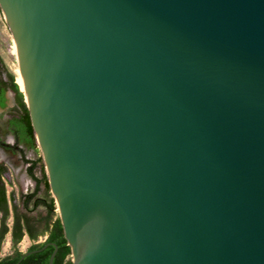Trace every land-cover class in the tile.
Returning a JSON list of instances; mask_svg holds the SVG:
<instances>
[{"label": "water", "instance_id": "obj_1", "mask_svg": "<svg viewBox=\"0 0 264 264\" xmlns=\"http://www.w3.org/2000/svg\"><path fill=\"white\" fill-rule=\"evenodd\" d=\"M0 8L73 264H264V0Z\"/></svg>", "mask_w": 264, "mask_h": 264}, {"label": "trees", "instance_id": "obj_2", "mask_svg": "<svg viewBox=\"0 0 264 264\" xmlns=\"http://www.w3.org/2000/svg\"><path fill=\"white\" fill-rule=\"evenodd\" d=\"M9 90L15 94L21 109L20 113L13 114L11 120V127L16 139L36 147L38 143L24 92L21 91L15 74L8 70L0 56V107L6 105V93ZM26 162L31 163L28 167V173L36 184L32 190L20 195L21 208L15 194L8 195L5 185L0 187V253L5 237L9 232L12 241V252L5 256L0 255V264H49L51 253L55 247L49 244L44 249L24 257L25 252L20 250L18 245L25 235L33 240L28 251L40 249L47 243L54 242L58 246L54 264H73L72 249L66 238L60 215L56 212L57 204L51 192L43 156L41 155L38 160L26 159ZM38 164H41V176H37L35 172ZM6 170L7 167L2 166L0 175ZM11 212L13 223L10 227L8 219ZM43 236H46L45 240L39 241L40 237Z\"/></svg>", "mask_w": 264, "mask_h": 264}, {"label": "rangeland", "instance_id": "obj_3", "mask_svg": "<svg viewBox=\"0 0 264 264\" xmlns=\"http://www.w3.org/2000/svg\"><path fill=\"white\" fill-rule=\"evenodd\" d=\"M0 56L2 57L5 65L8 70L15 74L16 81L20 85L22 82V70L19 64V59L17 55V50L14 42V37L12 31L6 21L5 15L0 9ZM7 95V106L4 109H0V136L6 142L13 143L14 139L9 132L6 130V122L12 113H17L20 111V108L17 104L15 94L9 90L6 93ZM5 129V130H4ZM20 147L22 150L13 151L12 149L7 148L6 146L0 145V162L5 164L7 167L6 173H4L1 181L5 184L8 195L12 193L15 194L16 200L20 205V195L32 190L35 187V181L28 173V167L31 163L26 162V159L38 160L42 155V151L37 144L36 147H33L28 142H22ZM46 168V166H45ZM37 176H41V164H38L35 169ZM56 212L59 214L58 207ZM37 214V212H35ZM1 218V213H0ZM13 223V215L8 219V225L11 227ZM45 236L40 237L39 241H44ZM33 244V240L29 238L28 235H25L22 241L19 243L18 248L23 252L28 251L29 247ZM12 252V241L11 233L9 232L2 244L1 255L9 254ZM72 260L74 259L71 255Z\"/></svg>", "mask_w": 264, "mask_h": 264}, {"label": "flooded vegetation", "instance_id": "obj_4", "mask_svg": "<svg viewBox=\"0 0 264 264\" xmlns=\"http://www.w3.org/2000/svg\"><path fill=\"white\" fill-rule=\"evenodd\" d=\"M6 98H7V95H6ZM18 104V103H17ZM7 106V100H6V105L4 106V107H0V109H4L5 107ZM19 106V105H18ZM20 108V107H19ZM21 112V109H20V111L19 112H17V113H20ZM13 114H15V113H12L11 114V116L8 118V120H7V122L5 123L6 125V130H5V132L7 133V132H9L10 133V135L13 137V139H14V142L13 143H9V142H6V141H4L3 139H2V136H0V145H3V146H6L7 148H9V149H12L13 151H20V150H22V148L20 147V145H21V143L22 142H25V141H18L17 139H16V136H15V134H14V132H13V130H12V127H11V120L13 119ZM2 166H6L5 164H3V163H1L0 162V170L2 169ZM7 171V170H6ZM6 171L5 172H3V173H1V175H0V187H2L3 185H5L2 181H1V179H2V177H3V175H4V173H6ZM30 238V237H29ZM45 238H46V236H45ZM31 239V238H30ZM0 255H1V253H0ZM5 255H7V254H5ZM5 255H3V256H5ZM2 256V255H1Z\"/></svg>", "mask_w": 264, "mask_h": 264}, {"label": "bare ground", "instance_id": "obj_5", "mask_svg": "<svg viewBox=\"0 0 264 264\" xmlns=\"http://www.w3.org/2000/svg\"><path fill=\"white\" fill-rule=\"evenodd\" d=\"M14 42H15V40H14ZM15 46H16V50H17L16 42H15ZM17 55H18V50H17ZM21 74H22V72H21ZM21 89L23 90V92L26 93V86H25V80H24L23 74H22Z\"/></svg>", "mask_w": 264, "mask_h": 264}]
</instances>
